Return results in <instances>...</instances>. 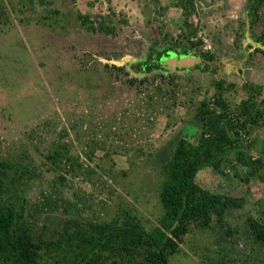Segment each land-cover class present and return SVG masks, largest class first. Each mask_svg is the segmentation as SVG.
Segmentation results:
<instances>
[{"label": "rangeland", "instance_id": "374dc122", "mask_svg": "<svg viewBox=\"0 0 264 264\" xmlns=\"http://www.w3.org/2000/svg\"><path fill=\"white\" fill-rule=\"evenodd\" d=\"M182 1L0 0V157L30 170L22 182L36 230L52 219L103 222L121 210L147 228L157 224L159 167L195 123L200 101L213 103L214 82L223 81L230 110L246 99L244 83L264 89V4L252 21L246 0H193L186 17ZM78 13L114 34L88 30ZM196 41L187 55L207 60L211 70L199 63L182 71L131 70L152 49ZM257 123L243 140L264 162V118ZM63 145L74 163L55 167L46 155ZM224 172L204 168L195 182L243 198V207L223 228L191 225L171 264H264V249L245 224L252 216L264 225V184L255 177L245 184L229 167Z\"/></svg>", "mask_w": 264, "mask_h": 264}, {"label": "trees", "instance_id": "16d2710c", "mask_svg": "<svg viewBox=\"0 0 264 264\" xmlns=\"http://www.w3.org/2000/svg\"><path fill=\"white\" fill-rule=\"evenodd\" d=\"M263 4L264 0H246L250 20L255 19ZM179 7L186 17L194 10L193 0L180 2ZM77 18L92 32L114 34L113 27L100 21L94 26L87 15L78 13ZM198 44L199 41L191 42L176 52L187 55ZM166 51L152 49L132 64L131 70L138 74L158 70L159 57ZM207 57L213 58L209 54ZM223 85V81L214 82L213 103L200 101L195 123H188L191 127L186 126L185 136L178 138L169 158L159 167L162 179L158 201L162 211L157 224L149 228L135 214L121 210L119 217L103 222L69 217L60 225L52 219V223L36 230L33 216L26 214L22 182L30 170L22 163L0 157V264H171L169 257L179 251V243L191 225L207 228L215 222L223 228L225 218L242 208L244 199L202 189L195 182L196 174L211 168L226 176L224 171L229 167L234 177L245 184L252 177L264 184V162L259 156L252 158V144L246 145L243 140L264 118V89L244 83L246 99L230 110L222 98ZM46 159L55 167L74 163L64 145L48 151ZM245 224L248 236L264 249L260 218L247 216ZM225 232L232 234L229 229Z\"/></svg>", "mask_w": 264, "mask_h": 264}, {"label": "water", "instance_id": "95a60500", "mask_svg": "<svg viewBox=\"0 0 264 264\" xmlns=\"http://www.w3.org/2000/svg\"><path fill=\"white\" fill-rule=\"evenodd\" d=\"M162 63H168L171 69L173 68H188L192 65H195L200 62V59L198 57H195L194 55H186L179 59H176V55L174 52L169 54V58H164L161 61Z\"/></svg>", "mask_w": 264, "mask_h": 264}, {"label": "flooded vegetation", "instance_id": "af4514ba", "mask_svg": "<svg viewBox=\"0 0 264 264\" xmlns=\"http://www.w3.org/2000/svg\"><path fill=\"white\" fill-rule=\"evenodd\" d=\"M172 52H174L175 53V55H176V59H179V58H181V57H183V56H186V55H184V54H181L180 52H176V50H167L166 51V53L164 54V55H161L160 57H159V71L160 70H165V71H167V69H169L170 71H182V70H189V69H193L197 64H195V65H192L191 67H188V68H180V69H178V68H173V69H170V66L168 65V63H162L161 61H162V58L164 59V58H169V54L170 53H172ZM198 56H199V54H198ZM199 67L201 68V69H203V68H206V70H208V69H210L211 70V68L209 67V68H207L208 67V62H207V60H205V59H201L200 60V62H199Z\"/></svg>", "mask_w": 264, "mask_h": 264}]
</instances>
